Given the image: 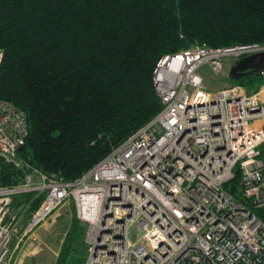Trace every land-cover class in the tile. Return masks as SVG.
Masks as SVG:
<instances>
[{"label":"built area","instance_id":"obj_1","mask_svg":"<svg viewBox=\"0 0 264 264\" xmlns=\"http://www.w3.org/2000/svg\"><path fill=\"white\" fill-rule=\"evenodd\" d=\"M258 52L264 43L163 56V108L88 172L65 181L29 167L24 182L0 185V264L68 200L86 225L85 264H264V85L210 90L199 72ZM28 135L27 113L0 97V160L24 167ZM29 192L45 197L20 226L15 197Z\"/></svg>","mask_w":264,"mask_h":264},{"label":"trees","instance_id":"obj_2","mask_svg":"<svg viewBox=\"0 0 264 264\" xmlns=\"http://www.w3.org/2000/svg\"><path fill=\"white\" fill-rule=\"evenodd\" d=\"M254 42L264 43V0H0V97L29 126L17 154L26 165L0 160V185L24 182L31 167L78 179L161 111L154 71L163 56ZM230 80L253 92L264 74ZM44 197L20 194L13 206L29 205V220ZM68 202L57 264L82 226Z\"/></svg>","mask_w":264,"mask_h":264},{"label":"rangeland","instance_id":"obj_3","mask_svg":"<svg viewBox=\"0 0 264 264\" xmlns=\"http://www.w3.org/2000/svg\"><path fill=\"white\" fill-rule=\"evenodd\" d=\"M201 46L199 44L192 47ZM190 47V48H192ZM189 49V48H188ZM234 56L224 57V70L220 73L214 72L208 64H204L200 68V73L204 78L205 86L210 90H216L230 86V68L235 62ZM70 202L60 207L56 213L47 220L42 226L38 227L36 232L31 234L25 243L22 242L19 249L16 251L12 264H57L59 255L63 247V242L68 237V232L71 229L73 222L72 213H66V209L71 205ZM72 209V208H70ZM17 217L20 219V226L24 225L27 221L29 205L17 204L14 207ZM62 214L58 215L57 214ZM79 228L75 230V235L69 243L70 251L66 256L63 264H85L88 246L85 242V232L83 228L86 225L82 222L79 223ZM36 234L38 239H34L33 235Z\"/></svg>","mask_w":264,"mask_h":264},{"label":"water","instance_id":"obj_4","mask_svg":"<svg viewBox=\"0 0 264 264\" xmlns=\"http://www.w3.org/2000/svg\"><path fill=\"white\" fill-rule=\"evenodd\" d=\"M263 70L264 52H258L236 60L230 68L229 76L231 79H238L248 75L261 74Z\"/></svg>","mask_w":264,"mask_h":264},{"label":"crops","instance_id":"obj_5","mask_svg":"<svg viewBox=\"0 0 264 264\" xmlns=\"http://www.w3.org/2000/svg\"><path fill=\"white\" fill-rule=\"evenodd\" d=\"M66 203H68V201H67ZM66 203H65V204H66ZM65 211H66V213H69V211H71V213H72V215H73V211H72V209L67 208ZM55 213H56V212H55ZM55 213H54V214H55ZM54 214H53V215H54ZM62 214H63V213H62ZM62 214H61V213H60V214H57V216H58V215H62ZM53 215H52V216H53ZM52 216H51V217H52ZM51 217H50V218H51ZM50 218H49V219H50ZM27 221H28V220H27ZM27 221H26V223H27ZM26 223H25V224H26ZM25 224H24V225H25ZM24 225H23V226H24ZM21 226H22V225H21ZM36 230H37V229H36ZM35 232H36V231H35ZM35 232H34V233H35ZM33 238L36 240V239H38V236H37L36 234H34V235H33ZM24 243H25V242H24Z\"/></svg>","mask_w":264,"mask_h":264},{"label":"flooded vegetation","instance_id":"obj_6","mask_svg":"<svg viewBox=\"0 0 264 264\" xmlns=\"http://www.w3.org/2000/svg\"><path fill=\"white\" fill-rule=\"evenodd\" d=\"M238 59H239V58H238V57H236V58H235V61H236V60H238Z\"/></svg>","mask_w":264,"mask_h":264}]
</instances>
